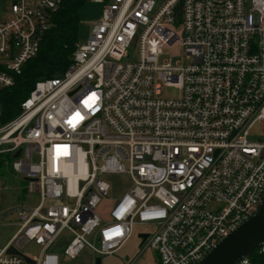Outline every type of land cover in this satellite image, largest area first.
Here are the masks:
<instances>
[{
	"label": "built area",
	"instance_id": "built-area-1",
	"mask_svg": "<svg viewBox=\"0 0 264 264\" xmlns=\"http://www.w3.org/2000/svg\"><path fill=\"white\" fill-rule=\"evenodd\" d=\"M91 1L102 15L67 71L38 81L20 114L0 122V154L39 196L18 210L0 264H61L60 254L74 261L84 252L94 264L137 226L140 249L158 264H196L264 194V134H250L264 124V0ZM61 3L12 0L11 17L0 16V92L38 54ZM165 88L180 95L163 96ZM119 173L133 185L104 221L103 176ZM64 232L71 240L60 253ZM30 244L37 255L23 251ZM238 264H264V244Z\"/></svg>",
	"mask_w": 264,
	"mask_h": 264
},
{
	"label": "rangeland",
	"instance_id": "rangeland-1",
	"mask_svg": "<svg viewBox=\"0 0 264 264\" xmlns=\"http://www.w3.org/2000/svg\"><path fill=\"white\" fill-rule=\"evenodd\" d=\"M12 0H0V16L3 19L11 17L10 8ZM103 11V4L87 1L80 10V20L78 26V41L85 42L90 34L92 26L96 20L100 18ZM178 56L182 55V51L177 48L173 51ZM169 57V54L163 58ZM182 62H189L186 58H178ZM162 58L160 59V61ZM180 92L175 88H165L163 96L168 98H177ZM251 137L259 139L264 134V124L257 123L250 132ZM103 179L109 184L110 190L107 198H103L96 207V213L104 221L110 219V211L115 203L122 198L132 187V180L128 174H106ZM39 201L37 194L30 193L24 188V183L19 177L15 176L11 167L8 171L6 168L0 169V248L10 241L12 236L17 232L20 224L18 209L25 206H36ZM52 204V203H48ZM71 240V235L64 232L59 238L57 243H62L58 250L65 248V243ZM25 253L30 255H37L39 248L33 244L27 245L24 250ZM61 255V264H92V257H87V252L82 254V257L74 261H64Z\"/></svg>",
	"mask_w": 264,
	"mask_h": 264
},
{
	"label": "trees",
	"instance_id": "trees-1",
	"mask_svg": "<svg viewBox=\"0 0 264 264\" xmlns=\"http://www.w3.org/2000/svg\"><path fill=\"white\" fill-rule=\"evenodd\" d=\"M89 0H62L52 13L38 54L16 76L14 86L0 92V122L6 124L21 112L22 102L40 80L62 77L72 63L78 41L80 10ZM12 158L0 154V169L11 167Z\"/></svg>",
	"mask_w": 264,
	"mask_h": 264
},
{
	"label": "water",
	"instance_id": "water-1",
	"mask_svg": "<svg viewBox=\"0 0 264 264\" xmlns=\"http://www.w3.org/2000/svg\"><path fill=\"white\" fill-rule=\"evenodd\" d=\"M180 14V7L177 17ZM20 150L13 156L17 158ZM147 238L142 236L143 241ZM264 244V194L254 215L239 228L222 239L200 262L196 264H238L248 257L259 246ZM7 254L20 255V252L10 247ZM95 264H102L101 258H96Z\"/></svg>",
	"mask_w": 264,
	"mask_h": 264
},
{
	"label": "crops",
	"instance_id": "crops-1",
	"mask_svg": "<svg viewBox=\"0 0 264 264\" xmlns=\"http://www.w3.org/2000/svg\"><path fill=\"white\" fill-rule=\"evenodd\" d=\"M6 169L9 171L10 167L8 166L6 167ZM15 176L19 177V179L22 180V182L24 183V188H26L25 181L20 176L16 174ZM144 228L145 227L137 226L135 228L133 237L117 253L111 256H105L101 258L102 264H125L127 260L133 258H135V264H158L156 254L154 252L148 249H140L139 234ZM8 242L0 248V251L8 244ZM59 252L61 253L62 251L59 250ZM87 254V257H89L90 253L87 252Z\"/></svg>",
	"mask_w": 264,
	"mask_h": 264
},
{
	"label": "snow or ice",
	"instance_id": "snow-or-ice-1",
	"mask_svg": "<svg viewBox=\"0 0 264 264\" xmlns=\"http://www.w3.org/2000/svg\"><path fill=\"white\" fill-rule=\"evenodd\" d=\"M85 105H86V106H89L87 101L85 102ZM77 118H78V119H83V117L80 116V113H76V116L74 117V120H76ZM69 123H70V124H73V121L70 120ZM73 126H74V124H73Z\"/></svg>",
	"mask_w": 264,
	"mask_h": 264
}]
</instances>
